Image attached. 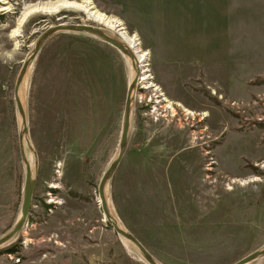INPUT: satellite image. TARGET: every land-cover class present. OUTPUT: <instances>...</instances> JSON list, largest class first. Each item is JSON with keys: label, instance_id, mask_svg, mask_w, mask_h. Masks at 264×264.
Wrapping results in <instances>:
<instances>
[{"label": "rangeland", "instance_id": "obj_1", "mask_svg": "<svg viewBox=\"0 0 264 264\" xmlns=\"http://www.w3.org/2000/svg\"><path fill=\"white\" fill-rule=\"evenodd\" d=\"M39 1L47 0H0V237L23 206L15 89L39 38L72 23L129 44L119 28L78 9L36 12L20 27L25 4ZM92 1L129 20L131 3L144 5ZM161 2L204 12L212 0ZM217 3L212 17H202L198 47L182 51V65L167 44L172 64L160 67L149 57L151 80H165L169 93L138 81L139 121L105 188L112 213L161 264H234L264 247V79L252 82L264 78V0ZM122 24L148 51L146 31L143 39ZM134 74L131 59L94 34L59 31L44 42L20 87L31 143L26 157L37 171L33 202L10 241L19 238L17 251L0 252V264H149L108 221L99 187L118 155ZM250 264H264V257Z\"/></svg>", "mask_w": 264, "mask_h": 264}, {"label": "water", "instance_id": "obj_2", "mask_svg": "<svg viewBox=\"0 0 264 264\" xmlns=\"http://www.w3.org/2000/svg\"><path fill=\"white\" fill-rule=\"evenodd\" d=\"M59 31H77V32H88V33L94 34L95 36L101 38L102 40L114 45L125 56L129 57L132 61V64L135 69V74L128 88L125 119H124V125H123L118 155L116 159L114 160V162L112 163V165L108 168V170L102 177L99 187H100V194L104 198L103 208H104L105 215L108 218V221L114 227V229L122 237L132 242L149 264H161L155 258V256L145 247V245L133 233H131L127 228H125L122 225L120 220L112 213L108 200L105 199L106 185L108 181L110 180V178L112 177L113 173L115 172L116 167L118 166V163L124 156L127 150V147H128L129 133H130V127H131V113H132V105H133V99H134L133 96L136 92L138 81L140 77H142V65L138 61V57L136 55L137 53L135 52V50L129 44H127L124 40H120L118 38L111 36L108 32H106L105 30L97 26L87 25V24L59 23L51 27L47 31H45L43 35L37 41L30 56L25 60L22 66V69L20 71V74L18 76L16 89H15V95H16V102H17L18 110H19L21 152H22V158H23L24 164L26 166V175H25V181H24V186H23V206H22V211L19 217L17 218L16 222L14 223V225L3 236L0 237V247L10 242L23 229L28 219V216L30 214V209H31L32 202H33L34 189L36 185V176H37L36 168H32L30 162L28 161L26 157V142L28 143L29 147H31V143H30V139L27 134V129H28L27 111H26V106L24 102L22 101V98L20 95V87L22 85V82L30 66L33 64L34 59L37 53L39 52L40 48L44 44V42H46L51 36H53L55 33ZM24 135H26V138L24 137ZM262 257H264V247L249 253L248 255H246L245 257H243L242 259H240L234 264H250L252 261L257 260Z\"/></svg>", "mask_w": 264, "mask_h": 264}, {"label": "crops", "instance_id": "obj_3", "mask_svg": "<svg viewBox=\"0 0 264 264\" xmlns=\"http://www.w3.org/2000/svg\"><path fill=\"white\" fill-rule=\"evenodd\" d=\"M226 1L224 0V3ZM104 2H106L108 8H112L107 0H104ZM217 2L218 0L214 2L212 0L211 3L205 4L204 12H199L194 7L184 8L182 4H176L173 9L169 5H164L161 0H144V5L141 7L134 2L131 3L130 20L116 12H114V15L122 20L123 23L129 24L131 29L139 35L142 36L141 29L146 31L149 39L146 40L142 36L148 43L145 49L150 53V58L152 57L154 59L153 62L155 64L158 62L156 64L157 66L162 67L167 63L172 64L171 60H166L171 55V52L166 49V44L176 49V55L181 57L177 58L174 63L182 65V51L187 52L191 46L198 47L202 17H206L207 19L212 17L213 9H218ZM177 10H181V12ZM161 44H163V49H160ZM155 57L157 58L156 60ZM178 67L179 69L182 68V66ZM158 83L166 93H169V88L167 90L168 85L165 80H159ZM173 98L178 100L174 96Z\"/></svg>", "mask_w": 264, "mask_h": 264}, {"label": "bare ground", "instance_id": "obj_4", "mask_svg": "<svg viewBox=\"0 0 264 264\" xmlns=\"http://www.w3.org/2000/svg\"><path fill=\"white\" fill-rule=\"evenodd\" d=\"M9 8V7H8ZM78 9L80 11H83L87 13V16L89 19L106 23L111 27H117L120 29V34L125 38V40L134 48V50L137 53L138 59L140 64L142 65V71L143 77H141V81H145V83H148L145 85L146 87L154 88L155 90H161L163 91L162 87H160L157 83L153 82L151 80L152 74L150 71V63L148 64L150 53L148 51H144L142 49L141 42L134 37V35L130 34L125 27L122 25V21L118 19L117 17H112L111 15H108L107 13L101 11L98 9L94 2L92 0H47V1H39L37 3H26L24 7V11L21 14V18L19 20V26L23 25L26 20L29 18V16L33 15V13H56L59 12L62 9ZM125 28V29H124ZM118 31V30H117ZM21 34L20 29H16L13 31L14 36H19ZM154 86V87H153ZM159 90V91H160ZM160 94L165 97L164 99L167 100V96L163 92ZM167 102H170L168 99ZM171 104V102L169 103ZM171 106V105H169ZM188 113H194L193 110L186 108ZM26 136V135H25ZM101 202H104V198H101Z\"/></svg>", "mask_w": 264, "mask_h": 264}, {"label": "trees", "instance_id": "obj_5", "mask_svg": "<svg viewBox=\"0 0 264 264\" xmlns=\"http://www.w3.org/2000/svg\"><path fill=\"white\" fill-rule=\"evenodd\" d=\"M263 79H264V78L256 77L252 82H253V83H256V82L261 81V80H263ZM201 90L204 91V89H201ZM219 102H220V101H219ZM84 167L86 168V170H92V167H88L87 165H83V168H84ZM23 182H24V181H22V177H21V176H18V183H17V186H18L19 194H21V190H22ZM96 185H98V184L96 183ZM46 206L49 207V205H46ZM18 239H19V238H16L14 241L10 242L9 244L0 247V252H5V251H9V252H11V251H12L13 253H15V252L17 251L16 246H17V244H18ZM132 262H133V261H131V260H129V259L125 260V264H132Z\"/></svg>", "mask_w": 264, "mask_h": 264}, {"label": "flooded vegetation", "instance_id": "obj_6", "mask_svg": "<svg viewBox=\"0 0 264 264\" xmlns=\"http://www.w3.org/2000/svg\"><path fill=\"white\" fill-rule=\"evenodd\" d=\"M135 99L136 98L134 97V99H133L132 117H131V127L133 126V123H137L139 121L138 108H137V104L135 102ZM131 127H130V129H131Z\"/></svg>", "mask_w": 264, "mask_h": 264}, {"label": "built area", "instance_id": "obj_7", "mask_svg": "<svg viewBox=\"0 0 264 264\" xmlns=\"http://www.w3.org/2000/svg\"><path fill=\"white\" fill-rule=\"evenodd\" d=\"M130 46H131V45H130ZM131 47H132V46H131ZM139 81L141 82V77H140Z\"/></svg>", "mask_w": 264, "mask_h": 264}]
</instances>
